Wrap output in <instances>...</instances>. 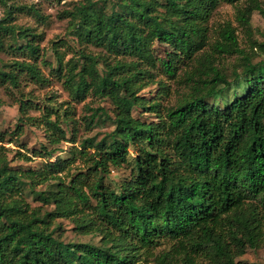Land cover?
I'll use <instances>...</instances> for the list:
<instances>
[{
	"label": "trees",
	"instance_id": "trees-1",
	"mask_svg": "<svg viewBox=\"0 0 264 264\" xmlns=\"http://www.w3.org/2000/svg\"><path fill=\"white\" fill-rule=\"evenodd\" d=\"M221 1L237 0H85L70 10L79 40L131 58L107 63L103 73L98 57L82 51L79 70L65 79L76 98L112 99L115 128L99 140H82L77 151L86 165L78 170L71 158L52 160L58 148L47 145L43 167H16L0 144V264H144L148 257L155 264H248L237 258L249 247H264V58L253 62L229 22L211 49L243 53L241 70L229 78L214 53L196 54ZM255 9L264 14L251 0L241 11L243 24L251 26ZM30 30L0 19V50L36 58L40 47ZM155 41L195 63L187 74L191 91L158 123L132 113L144 105L137 91L153 75L144 64L155 65L149 55ZM171 65L167 71L174 75ZM21 74L44 80L36 63L0 57V84L18 88ZM20 101L26 114L28 103ZM50 112L45 108L46 124L67 138ZM5 137L0 131V142ZM123 167L130 169L128 178L106 181L112 168ZM65 169L66 179L59 174ZM27 192L53 208L32 206ZM60 218L80 234L99 235V242L63 240L54 226Z\"/></svg>",
	"mask_w": 264,
	"mask_h": 264
},
{
	"label": "rangeland",
	"instance_id": "rangeland-1",
	"mask_svg": "<svg viewBox=\"0 0 264 264\" xmlns=\"http://www.w3.org/2000/svg\"><path fill=\"white\" fill-rule=\"evenodd\" d=\"M258 1L264 8V0ZM81 2L85 0H0V19L9 18L11 24L31 28L30 32L36 34L34 41L40 47V55L36 58L30 57L28 52L14 53L8 50H0V57L6 63L14 60L36 63L44 76L43 81H38L27 74H21L18 88L10 84H0V131L6 136L0 144L3 143L8 148L9 158L16 167L24 169L43 167L49 160L43 148V145H47L48 149L58 148L52 160L58 155L71 158L72 169H83L86 164L77 151L81 148L82 140L92 136L99 140L115 128L116 108L112 99L94 93H88L83 99L76 98L65 83L72 68L74 71L79 70L83 62L80 59L82 51L91 52L98 57V67L103 73L107 63L113 64L119 58H123L115 57L102 47L82 42L76 36L69 12ZM250 4L251 0H237L232 3L221 1L209 20V39L196 54L203 51L214 53L211 47L219 38L218 30L221 25L229 22L236 28L240 47L252 57L253 62L263 59L264 46L261 47V44H264V14L257 9L253 10L250 15L251 26L243 24L241 18V11ZM149 55L155 65L144 64V66H148L153 75L150 78L146 77L137 91L144 105H136L132 113L140 120L158 123L166 117L168 108L177 104L191 91L192 81L187 79V74L195 63L160 41H155L151 45ZM214 56V63L229 78L234 76L235 69L242 68L243 53L234 52L224 55L214 53ZM60 58L63 63L62 71L59 69ZM169 63L172 64L174 75L167 71L166 65ZM21 97L28 103L26 114L20 109ZM157 102L158 108L149 107ZM45 108L51 111L49 116L54 122L53 125L63 128L67 138H60L53 131L52 125L46 124ZM23 115H25L24 120L20 121ZM93 116L95 119L91 121ZM19 123L20 129H17ZM58 137L59 141H52ZM136 149V146H132L130 153L133 155ZM18 152L31 159L22 157ZM72 152H76L74 159ZM67 171L68 169H65L59 174L66 179ZM129 176L128 167L112 168L106 181L114 185ZM45 187L46 185H40L37 189H45ZM26 195L32 206L43 204L35 198V195H30L28 192ZM42 207L44 210H50L53 205L43 204ZM54 226H58L56 235L67 242H99V235L80 234L69 219H57ZM237 260L248 264H264V247H249ZM144 264H155V262L152 257H148Z\"/></svg>",
	"mask_w": 264,
	"mask_h": 264
}]
</instances>
